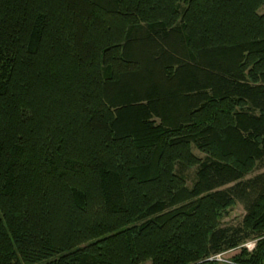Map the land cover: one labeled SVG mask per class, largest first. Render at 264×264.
<instances>
[{"label": "trees", "instance_id": "1", "mask_svg": "<svg viewBox=\"0 0 264 264\" xmlns=\"http://www.w3.org/2000/svg\"><path fill=\"white\" fill-rule=\"evenodd\" d=\"M262 7L0 0V264H264Z\"/></svg>", "mask_w": 264, "mask_h": 264}, {"label": "rangeland", "instance_id": "2", "mask_svg": "<svg viewBox=\"0 0 264 264\" xmlns=\"http://www.w3.org/2000/svg\"><path fill=\"white\" fill-rule=\"evenodd\" d=\"M259 14H264V7H262L259 10ZM193 153L204 160L205 156L203 153H201L196 147H193ZM178 171L183 175V177L186 180V183L189 187H192L194 182L196 181V173H197V167L191 168V169H186V170H181L178 167ZM264 172V168L259 165L256 170L248 175L245 179L254 177L257 174H260ZM246 215V205L243 202L237 201V203L229 208L227 211L223 212L221 216V225L222 227H227V228H232V229H237L239 226H241L242 221L244 216ZM257 239L254 237H250L246 241L242 243V246L247 247L248 250H252L255 246ZM232 251H227L224 252V257L229 258L232 256Z\"/></svg>", "mask_w": 264, "mask_h": 264}, {"label": "built area", "instance_id": "3", "mask_svg": "<svg viewBox=\"0 0 264 264\" xmlns=\"http://www.w3.org/2000/svg\"><path fill=\"white\" fill-rule=\"evenodd\" d=\"M211 260H217V261H220V262L226 261L225 258H224V254H218V255L212 257Z\"/></svg>", "mask_w": 264, "mask_h": 264}]
</instances>
